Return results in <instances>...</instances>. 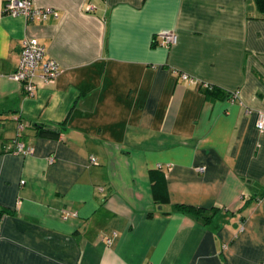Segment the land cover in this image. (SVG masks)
Returning <instances> with one entry per match:
<instances>
[{
	"label": "crops",
	"instance_id": "0c3cea01",
	"mask_svg": "<svg viewBox=\"0 0 264 264\" xmlns=\"http://www.w3.org/2000/svg\"><path fill=\"white\" fill-rule=\"evenodd\" d=\"M4 2L0 264L264 262L256 0H33L57 13L38 19ZM23 39L61 69L30 97L9 77Z\"/></svg>",
	"mask_w": 264,
	"mask_h": 264
},
{
	"label": "built area",
	"instance_id": "2783aa9c",
	"mask_svg": "<svg viewBox=\"0 0 264 264\" xmlns=\"http://www.w3.org/2000/svg\"><path fill=\"white\" fill-rule=\"evenodd\" d=\"M5 12L15 15H23L31 19L46 18L47 14L53 12L55 16L57 13L51 8H36L33 6V0H5L4 2ZM163 35V45L168 46L175 44L178 40L177 35L172 31H167L162 33ZM61 69L59 64L54 60L46 57V52H44V46L38 44L31 39H23L22 47L20 50V57L18 61L17 70L12 73L9 77L15 82H19L24 88L27 96H32L35 94L37 89L41 84H51L53 83L60 73ZM183 80H190L187 74H181ZM205 87H210L205 85ZM237 93H233V99L236 98ZM246 113H251L250 109L245 110ZM256 127L259 131H264V112H258L255 121ZM16 150L18 153L28 155L32 153V148L25 146L23 142L15 143ZM53 157L50 161H53ZM90 163H97L94 157H91ZM170 165H168L169 167ZM161 167L160 165L158 166ZM205 169L204 166H196L195 170L202 172ZM110 240L109 238L107 239ZM260 264H264L261 262Z\"/></svg>",
	"mask_w": 264,
	"mask_h": 264
},
{
	"label": "trees",
	"instance_id": "16d2710c",
	"mask_svg": "<svg viewBox=\"0 0 264 264\" xmlns=\"http://www.w3.org/2000/svg\"><path fill=\"white\" fill-rule=\"evenodd\" d=\"M256 3L258 5V7L264 11V0H256ZM203 92H206L208 97H210V99H214L216 97H221L223 95V91H221L219 88L217 87H214V86H210V87H203ZM38 126V125H37ZM38 133L39 132H42V131H48L47 129H45L44 127H42V124L39 125V128L37 127V130H36ZM161 178V177H160ZM155 184L156 186V182L153 183V185ZM161 187H163V183H161ZM165 189V187H164ZM166 190V189H165ZM158 192V191H157ZM177 208L180 209V210H183V211H188L189 213L193 214V215H202L203 213V209L202 208H195L191 205H182V204H178L177 205ZM0 218H1V214H0Z\"/></svg>",
	"mask_w": 264,
	"mask_h": 264
}]
</instances>
